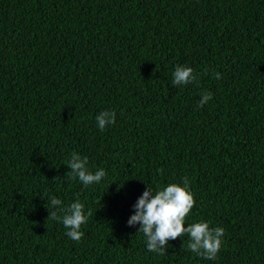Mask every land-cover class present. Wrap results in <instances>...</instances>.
<instances>
[{"label": "trees", "instance_id": "obj_1", "mask_svg": "<svg viewBox=\"0 0 264 264\" xmlns=\"http://www.w3.org/2000/svg\"><path fill=\"white\" fill-rule=\"evenodd\" d=\"M178 64L197 80L174 85ZM74 151L100 183L73 178ZM184 177L186 223L225 228L215 260L127 223ZM52 196L91 210L79 241ZM0 264H264V0H0Z\"/></svg>", "mask_w": 264, "mask_h": 264}, {"label": "clouds", "instance_id": "obj_2", "mask_svg": "<svg viewBox=\"0 0 264 264\" xmlns=\"http://www.w3.org/2000/svg\"><path fill=\"white\" fill-rule=\"evenodd\" d=\"M215 72L216 78L220 77ZM174 85H188L197 80V74L193 67L188 64L176 65L173 73ZM212 98V93L205 90L199 103L201 106ZM96 122L101 130L116 121L114 110H103L96 117ZM72 170L73 178L85 186L100 183L106 176L104 168H98L94 172L88 167V158L78 152H73L67 161ZM191 184L187 177L181 182L168 183L164 186L153 187L148 184L134 205L135 212L130 216L127 223L130 226L140 225L138 233H142L146 247L149 251L163 252L169 239L188 234L187 249L196 256L208 260H215L221 250L225 228L223 226H211V221L206 219L194 220L186 223V219L196 204ZM51 215L53 219L62 222L66 235L72 240L79 241L83 236L82 225L91 215V210H85V204L77 198L70 204L65 205L56 197H50ZM54 208V210H52ZM58 213H63L62 216ZM187 225V226H185Z\"/></svg>", "mask_w": 264, "mask_h": 264}]
</instances>
